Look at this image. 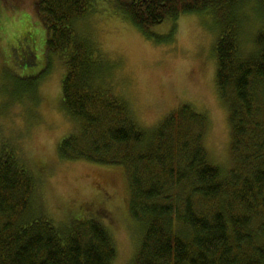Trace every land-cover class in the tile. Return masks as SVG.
Wrapping results in <instances>:
<instances>
[{
    "label": "trees",
    "instance_id": "trees-1",
    "mask_svg": "<svg viewBox=\"0 0 264 264\" xmlns=\"http://www.w3.org/2000/svg\"><path fill=\"white\" fill-rule=\"evenodd\" d=\"M264 0H38L46 53L66 69L62 108L80 126L58 148L65 161L123 167L130 212L142 227L131 264H264V29L242 51L238 10ZM99 2L147 38L185 14L213 11L223 32L216 84L229 104L232 153L227 174L210 163L207 116L184 105L145 129L129 102L104 81L103 56L76 22ZM160 42V41H159ZM262 96V98H261ZM261 98V99H260ZM36 176L13 151L0 153V264H114L117 249L96 219L57 224L32 216Z\"/></svg>",
    "mask_w": 264,
    "mask_h": 264
},
{
    "label": "rangeland",
    "instance_id": "rangeland-1",
    "mask_svg": "<svg viewBox=\"0 0 264 264\" xmlns=\"http://www.w3.org/2000/svg\"><path fill=\"white\" fill-rule=\"evenodd\" d=\"M37 1L0 0V153L13 151L36 176L31 217L44 215L57 224L96 219L114 239V264H131L142 227L130 212L125 169L59 158L61 141L80 124L63 111L66 69L58 57H47V29ZM238 15L242 51L249 54L264 29V7L248 1ZM76 29L97 46L106 66L104 81L129 102L141 127L152 129L190 105L207 116L204 144L210 163L224 174L234 168L229 120L234 96L223 99L216 84L215 47L224 28L213 11L185 14L156 27L160 42L145 37L105 2L78 20Z\"/></svg>",
    "mask_w": 264,
    "mask_h": 264
}]
</instances>
